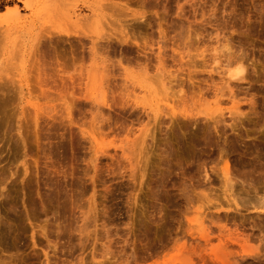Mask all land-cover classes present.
<instances>
[{
    "label": "rangeland",
    "instance_id": "obj_1",
    "mask_svg": "<svg viewBox=\"0 0 264 264\" xmlns=\"http://www.w3.org/2000/svg\"><path fill=\"white\" fill-rule=\"evenodd\" d=\"M59 2L26 91L0 78V264H264V0ZM230 55L244 116L180 115Z\"/></svg>",
    "mask_w": 264,
    "mask_h": 264
},
{
    "label": "bare ground",
    "instance_id": "obj_2",
    "mask_svg": "<svg viewBox=\"0 0 264 264\" xmlns=\"http://www.w3.org/2000/svg\"><path fill=\"white\" fill-rule=\"evenodd\" d=\"M59 1L60 0H0V12L5 11L4 16L3 17L0 16L1 17L0 18V78L1 80L3 77H5V79L7 78L9 85L16 84L17 86H19V87H14V88H20L19 89L20 92L18 90L19 95L20 93H24L26 91V87L28 86V81H29L28 77H30V75L28 76V73H30L29 66H31L30 65L31 62H29L30 61L29 57H32L36 53V51H33V49H35L36 46L40 45L41 40L42 41L47 40L44 35L42 36V34L43 33L51 34L52 35L51 38L55 37L57 38V41H60L58 39V36H60V34L62 33V30L60 27L61 5ZM16 2L23 5V9H20V7L18 6V4H16ZM84 4H86L89 11H91L90 14L96 12L93 5L89 3H84ZM72 5L71 7H73ZM24 10L29 12L30 14L29 17H25L27 14H25V16L24 14L22 15L21 12ZM72 12L77 22L82 19L81 18L79 20V17H82V16H80V14H77L78 11L76 12L75 8H74V11ZM32 19H38L39 21H43V23L40 24V28L43 29V31H40V33L37 34L36 39L34 38L32 39L33 36L31 35V30H32L34 21H29V20H32ZM43 37L45 38L44 40H43ZM101 38L104 39V37H101ZM34 41L38 42V44L37 45L32 44ZM53 41L55 42L56 40H52V42ZM231 56L232 55H230L229 58L226 57L227 58L226 61H225L226 58L224 57V62H222L223 60L221 56H218V57L216 56L214 58L215 67L213 71L216 72V74L220 75L221 86L216 84L217 85L216 90L213 92L212 95H210L209 97L205 99L197 100L194 98L192 99L190 98L189 100H187L188 97L186 99V96H184L185 94H183L184 92L183 88L179 86L180 87L179 93L180 95L183 94V98H181L182 106L180 105L182 107L181 108L182 110L178 111L176 109V106H173L175 105L174 104L175 100L172 101L173 105H171L168 101H166L163 104V107L164 109H167L168 111L167 113H170L171 117L172 116L175 117L178 111L180 115L182 116L192 117L193 119L191 121H193L194 123H200L202 121L208 122L211 120L213 121L215 125L224 123L225 122L224 117H226L227 115L231 116L230 119L233 121L240 119V117L244 116V112H242L241 107L239 106L240 101L237 100V97L235 94V89L237 87L234 85H238L236 83L244 82L246 80V74L248 71L245 67L246 65L244 64L245 61L242 59L243 57L239 58L237 55H236L237 57L235 55H234L235 57H231ZM160 72H162V70H160ZM175 77L176 76H174L173 78ZM164 81L165 80L161 82V85L162 83L163 85L165 84ZM167 82H169V80ZM170 83H173V82H170ZM170 85H169V88L172 87ZM56 87H58L57 84H56ZM166 90H168V88ZM150 92L152 94V91ZM144 95H147V93ZM226 95H229V102H230L229 104H231L229 107L224 106L225 101L223 100H225ZM148 96L149 95H147V98ZM163 102H164L163 99L155 98L154 102L152 103L150 102L151 108L154 107L156 110H158L161 107L159 103H163ZM30 103L32 102L30 101ZM34 104H37V103H34ZM250 104H253V103H250ZM38 105L39 104H37V106ZM33 106L35 107V105ZM37 109L41 110L40 106H38ZM162 113H163V109H162ZM225 166L226 167L222 168L221 174L224 177L226 185L230 187V189H232L233 181L231 178L229 166L228 164H226ZM231 201L236 206H238L235 199L232 198ZM245 202H248V201H245ZM258 211L261 213L260 215H262L263 211L262 210L261 211L258 210ZM260 215L258 214L257 216H260ZM245 218L246 217H244V219ZM246 221L247 219L245 220V222Z\"/></svg>",
    "mask_w": 264,
    "mask_h": 264
}]
</instances>
